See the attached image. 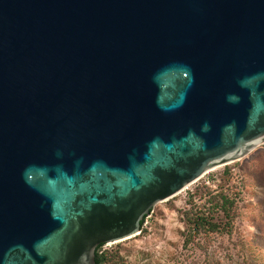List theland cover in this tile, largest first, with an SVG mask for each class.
<instances>
[{"label":"water","instance_id":"95a60500","mask_svg":"<svg viewBox=\"0 0 264 264\" xmlns=\"http://www.w3.org/2000/svg\"><path fill=\"white\" fill-rule=\"evenodd\" d=\"M264 143V0H0V264H95Z\"/></svg>","mask_w":264,"mask_h":264},{"label":"rangeland","instance_id":"374dc122","mask_svg":"<svg viewBox=\"0 0 264 264\" xmlns=\"http://www.w3.org/2000/svg\"><path fill=\"white\" fill-rule=\"evenodd\" d=\"M220 190L232 200L227 225L188 226L187 216L211 213ZM110 251L124 264H264V143L156 203L137 235L99 249Z\"/></svg>","mask_w":264,"mask_h":264},{"label":"trees","instance_id":"16d2710c","mask_svg":"<svg viewBox=\"0 0 264 264\" xmlns=\"http://www.w3.org/2000/svg\"><path fill=\"white\" fill-rule=\"evenodd\" d=\"M214 209L211 213L200 214L196 216H187L186 221L188 226L202 227L209 231H220L227 225L231 218L232 200L224 192L220 190L214 195ZM220 215V216H219ZM144 219L141 222L143 224ZM102 244L98 245L95 251V264H124L116 257L114 252H99Z\"/></svg>","mask_w":264,"mask_h":264}]
</instances>
